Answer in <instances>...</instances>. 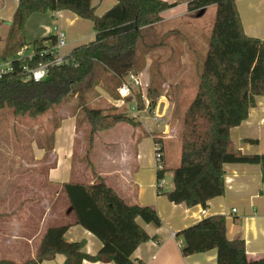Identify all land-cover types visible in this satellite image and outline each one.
Listing matches in <instances>:
<instances>
[{
  "label": "trees",
  "instance_id": "16d2710c",
  "mask_svg": "<svg viewBox=\"0 0 264 264\" xmlns=\"http://www.w3.org/2000/svg\"><path fill=\"white\" fill-rule=\"evenodd\" d=\"M176 5V1L167 0H116L98 15L92 0H18L4 43L0 34V55H12L27 47L26 23L37 12L70 10L80 18L91 20L95 35L71 50L68 63L50 66L46 79L24 80L23 65H33L51 56H41L43 40H35L34 57L13 60V71L0 78V111L7 108L15 116H38L59 105L77 85L93 88L100 79H104L103 89L119 100L117 86L129 72L143 69L146 54L153 48L148 45L149 50L138 51L142 29L161 22L163 12ZM210 5H215L216 13L207 53L198 70L196 94L181 118L180 162L172 168L174 186L165 192L174 203L200 204L203 208L210 199L224 194L226 163L259 164L264 182V153L244 154L235 148L230 137L231 129L247 119L249 109L255 106V97L264 94V38L244 32L235 0H191L187 8L201 10ZM49 40L51 44L57 42L54 34ZM152 70L147 95L154 101L162 94L160 84L155 83L164 79V74L159 68ZM137 97L139 109H144L140 94ZM84 99L81 94L78 107L83 114L77 120L79 127H86L83 159L92 169L90 154L95 134L120 122L134 126L138 123L126 111L84 106ZM126 99L130 100L131 96ZM160 141L156 139L158 145ZM246 141L257 143L255 139ZM162 150L160 146L163 162ZM167 171L164 165L157 170V180L164 179ZM63 188L73 209L74 222L97 236L102 246L98 254L90 255L81 250L80 242L65 238L68 224L51 226L40 240L37 260L60 253L66 257L65 264H82L84 259L133 264L132 253L149 239L137 219L161 225L154 207L127 203L102 177L97 176L91 183L69 181ZM179 235L183 239L184 256L215 248L217 264H264V252H247L243 239L227 238L224 215L207 216L182 229ZM0 264L18 263L2 259Z\"/></svg>",
  "mask_w": 264,
  "mask_h": 264
},
{
  "label": "crops",
  "instance_id": "0c3cea01",
  "mask_svg": "<svg viewBox=\"0 0 264 264\" xmlns=\"http://www.w3.org/2000/svg\"><path fill=\"white\" fill-rule=\"evenodd\" d=\"M102 1L92 0L98 15L105 12L97 11ZM111 2L114 4L116 0ZM235 2L244 32L249 36L264 38V0H235ZM17 5L18 0H0V34L2 37L4 35L3 43L11 30ZM183 7L185 8L182 13L189 14L187 4L179 3L163 12L162 21L166 17L174 19L177 10ZM29 18L25 34L27 47L21 51L22 56L33 52V50L29 52V44L35 40H43V43L51 44L49 37L52 34L57 36L55 27H60L66 32V29L77 24L80 19L70 10L55 13L37 12ZM52 19L57 22L52 24ZM94 35L95 31L90 34L88 40L73 46L67 44L68 48L64 52L69 54L74 47L93 39ZM79 38L82 36H78ZM72 40L77 39H67L68 42ZM1 56L0 65L18 59L16 54L13 55L12 60H6L7 54L2 53ZM162 61L158 62L162 63ZM151 66L152 59L149 56L146 67L138 73L140 79L144 77L143 85L146 87L151 81ZM183 67L182 63L177 65V70L180 69L178 73L183 71ZM158 68L166 77L165 73L168 72L162 64ZM178 73L174 77L179 78ZM167 92V89L164 90L156 98V103L154 100L150 109H139L135 102L136 96H131L130 100L135 103L137 113L130 116L138 124L134 126L120 122L108 130L95 134L93 150L90 154L94 174L84 163L85 141L83 131L76 129V114H71L68 120L61 122L54 132L50 150L46 154L43 153L46 158L45 164L49 167L47 176L44 173L39 175L40 163H36L34 152L32 157L29 152L19 153L16 159L9 156L5 164L1 163V167L5 168L7 173L0 174V260H11L18 264L27 261L29 264H65L66 257L60 253L51 258L36 259L37 248L46 229L62 224L69 225L65 232L68 241L80 242L81 250L85 253L98 254L102 246L101 241L92 232L74 222L73 209L63 188L66 182L91 183L97 176L111 185L127 203L154 207L161 219L160 226L144 222L141 218L137 219L148 233L149 239L139 244L132 253L133 264H217L215 248L184 256L183 239L179 235L182 229L213 215L225 216L228 239H243L247 252H264V182L259 164H224L225 192L210 199L206 208L200 204L189 206L168 199L165 192L174 186L172 168L180 162L181 115H176V103L169 101L170 95ZM157 104L159 119H155L153 112ZM178 108L180 110V107ZM144 110H147L144 113L147 112L149 116L142 113ZM65 111L69 110L65 109ZM176 118L178 122H175ZM150 119L154 120L153 124L150 123ZM66 128H69L74 138H77L79 133L82 134L75 148L71 145L72 142L63 140ZM230 137L235 148L244 154L264 153V94L255 97V106L249 109L247 119L231 129ZM157 138L161 140L165 168L168 169V158L173 153L175 159L172 167L168 169L172 173V179L168 181L166 172L161 190L157 188L155 152ZM247 139H255L257 143L247 142ZM30 158H32L31 163H29ZM39 177L44 185L38 189L41 195L40 199L36 200V180ZM38 203L43 213L38 223L32 227L29 219L33 215L34 205ZM82 264L115 263L84 259Z\"/></svg>",
  "mask_w": 264,
  "mask_h": 264
},
{
  "label": "rangeland",
  "instance_id": "374dc122",
  "mask_svg": "<svg viewBox=\"0 0 264 264\" xmlns=\"http://www.w3.org/2000/svg\"><path fill=\"white\" fill-rule=\"evenodd\" d=\"M112 0H103L101 5L97 11L102 13L106 11L110 7L113 6ZM174 1V0H173ZM191 0H176L177 4L185 3L187 4ZM185 7L182 9L179 8L177 13L175 14L174 19H169L166 17L164 21H161L151 27H146L142 29V36L139 39V48L138 51H146L149 50L147 48L148 45H152L153 48L148 51L145 58V66L148 62V57L152 59V64L156 63L157 66H151L154 71H157L158 67L162 64L165 68L166 77L164 79H158L155 84H160L162 92L164 90H168L167 94L170 95L169 101L176 103L175 113L176 115H182L192 99L194 98L197 88H198V70L201 69L202 64L204 62L208 42L211 35L216 7L215 5H210L205 9V12L201 15H198V8L195 10H189L190 13L184 15L182 12ZM46 13H50L47 11ZM104 13V12H103ZM30 19V18H29ZM55 22H57L55 20ZM52 19V24L55 23ZM94 32L93 23L89 19L80 18L77 21V24H74L72 27L66 29L67 39L76 38L77 40H72V42H68L70 46L75 45L76 43H80L83 40H88L91 36L90 34ZM78 36H82V38L78 39ZM4 37V35H3ZM2 37V38H3ZM4 39V38H3ZM155 43H158L155 45ZM161 45V46H159ZM163 45V46H162ZM68 48L66 45L63 48L65 51ZM33 50V43L29 44V52ZM18 52L15 54L18 56ZM7 55L6 60H12L13 56ZM0 60H2V56L0 55ZM159 60H163L162 63H159ZM183 64V71L179 72L177 70V65ZM143 67V69H144ZM180 67V65H179ZM141 70V72L143 71ZM152 70V71H153ZM134 72V71H132ZM178 73V77H174L176 73ZM138 75L139 72H134ZM139 76V75H138ZM95 80V79H94ZM104 79H100L99 85H95L93 88H86L84 86H76L74 92H71L68 96L65 97L63 101L56 107H53L52 110L47 111L38 116H29V115H20L15 116L9 109H3L0 111V174H6L7 170L1 167V163L7 161L6 158H17V154L23 153L26 154L29 152L30 157L33 156V152L35 153L36 163H40L39 175H46L48 171V165L45 164L46 158H44V154L50 150V147L54 140V132L61 125V122L64 120H68L69 117L76 114V129L77 131H83L86 127H79L78 120L80 116L83 114V110L78 107L79 97L81 94L84 96V106H94V107H104V108H115L119 111H126L129 115L136 114L137 108L135 103L132 100L122 99L120 97L119 100H114L104 89ZM144 77L142 76L141 81L145 83ZM86 82V81H85ZM122 83V82H121ZM120 83V84H121ZM151 81L149 82L150 85ZM165 83V84H164ZM119 84V85H120ZM118 85V86H119ZM148 85V86H149ZM117 86V88H118ZM144 87V89H148ZM116 88V90H117ZM84 89V90H83ZM135 102L138 105V94L139 88L133 87ZM118 92V90H117ZM147 93V91H146ZM86 94V95H85ZM119 94V92H118ZM120 96V94H119ZM156 100V99H155ZM130 101V102H129ZM157 100L155 101V103ZM154 103V101H153ZM181 103V104H180ZM138 107V106H137ZM180 107V110L179 108ZM69 110L68 112L65 111ZM182 109V110H181ZM144 110L142 113L144 115L149 114ZM70 113V114H69ZM141 114V115H143ZM175 122H178V119H175ZM150 123L153 124L154 120L150 119ZM181 123V119H180ZM78 134V133H77ZM85 134V133H84ZM82 134H78L77 138L71 134L69 128H66L64 131L63 140L67 142H72L71 145L76 147V142L79 140V136ZM149 136V132H148ZM70 144V143H69ZM79 142H77L78 146ZM162 146L161 144L158 145ZM28 154V156H29ZM15 158V159H16ZM168 169L171 168L172 163H174V153L168 158ZM28 161V159H26ZM90 161L92 163V158L90 157ZM32 162V158L29 159V163ZM87 165V162L84 161ZM93 165V163H92ZM87 167H92L88 166ZM94 170V166L92 168ZM91 169V172H93ZM3 170V172H2ZM30 170H32L30 168ZM170 171V170H169ZM167 171L166 177L168 181L172 179V173ZM44 173V174H42ZM94 174V172H93ZM1 178V176H0ZM77 179V177H75ZM44 184L41 181V177L36 180V200L40 199V189ZM170 185V184H169ZM39 202V201H35ZM43 213L42 207H40L39 203L34 205L33 215H31L29 219V224L32 223V227L38 223Z\"/></svg>",
  "mask_w": 264,
  "mask_h": 264
},
{
  "label": "built area",
  "instance_id": "2783aa9c",
  "mask_svg": "<svg viewBox=\"0 0 264 264\" xmlns=\"http://www.w3.org/2000/svg\"><path fill=\"white\" fill-rule=\"evenodd\" d=\"M56 30V38L57 42L55 44H45L44 43V49L40 51L41 56L51 55L47 59L39 60L35 64H25L22 66L23 70V79L24 80H35L40 81L47 78L49 73L50 66H61L63 64H66L69 62V54H66L63 51V48L67 45V35L66 32L61 29L60 27H55ZM22 51V50H21ZM21 51L18 53V59H29L31 60L36 52L33 49V52L29 55L22 56ZM13 71V65L12 62L0 65V78L5 75L6 73H9ZM133 87L139 88V94L142 99V103L144 105V108L150 109L153 105V100L150 99L146 93L147 89L144 87L140 77L134 73L129 72L122 83L118 86L117 90L120 94V97L122 99H126L128 96H134ZM158 104L154 106L153 112L155 114V119H159L160 116L157 114ZM158 144L156 145L155 152L157 156V170H160L163 168V162L161 159V154L158 151ZM160 187H163V179L157 180V188L160 189Z\"/></svg>",
  "mask_w": 264,
  "mask_h": 264
},
{
  "label": "water",
  "instance_id": "95a60500",
  "mask_svg": "<svg viewBox=\"0 0 264 264\" xmlns=\"http://www.w3.org/2000/svg\"><path fill=\"white\" fill-rule=\"evenodd\" d=\"M176 1V0H175ZM205 7L204 8H202L201 10H199V13H198V15H201V14H203L204 12H205Z\"/></svg>",
  "mask_w": 264,
  "mask_h": 264
}]
</instances>
